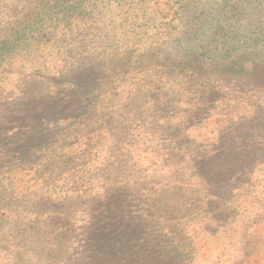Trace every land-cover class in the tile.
Here are the masks:
<instances>
[{
  "label": "rangeland",
  "instance_id": "374dc122",
  "mask_svg": "<svg viewBox=\"0 0 264 264\" xmlns=\"http://www.w3.org/2000/svg\"><path fill=\"white\" fill-rule=\"evenodd\" d=\"M219 2L0 0V264H264V45L189 47Z\"/></svg>",
  "mask_w": 264,
  "mask_h": 264
},
{
  "label": "trees",
  "instance_id": "16d2710c",
  "mask_svg": "<svg viewBox=\"0 0 264 264\" xmlns=\"http://www.w3.org/2000/svg\"><path fill=\"white\" fill-rule=\"evenodd\" d=\"M253 2L251 19L253 23L241 28L240 19L247 17L245 2ZM264 0H221L212 9L200 11L193 26L192 38L189 41L190 51L202 63L221 65L227 63L238 52L247 47L264 45ZM202 14V16H201ZM263 15V17H261ZM245 20V19H244ZM2 42L0 48H6ZM234 143V142H230ZM217 188V187H216ZM159 247V246H158ZM160 246V250H161ZM184 243L168 246L160 251V257L155 264H166L168 259L178 261L184 256ZM111 252L105 246L101 251L88 247L81 257V264H125L122 260L127 252L122 246ZM167 256V257H166ZM164 258V259H163ZM117 260V262H115ZM151 264V263H144Z\"/></svg>",
  "mask_w": 264,
  "mask_h": 264
}]
</instances>
